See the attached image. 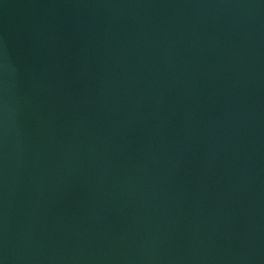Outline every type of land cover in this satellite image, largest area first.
<instances>
[{"label":"water","instance_id":"95a60500","mask_svg":"<svg viewBox=\"0 0 264 264\" xmlns=\"http://www.w3.org/2000/svg\"><path fill=\"white\" fill-rule=\"evenodd\" d=\"M0 264H264V0H0Z\"/></svg>","mask_w":264,"mask_h":264}]
</instances>
